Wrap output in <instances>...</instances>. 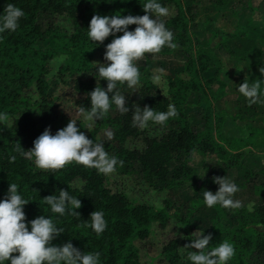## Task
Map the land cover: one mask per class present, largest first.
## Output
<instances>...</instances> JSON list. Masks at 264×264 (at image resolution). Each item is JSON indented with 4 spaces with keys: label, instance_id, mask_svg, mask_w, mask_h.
<instances>
[{
    "label": "trees",
    "instance_id": "trees-1",
    "mask_svg": "<svg viewBox=\"0 0 264 264\" xmlns=\"http://www.w3.org/2000/svg\"><path fill=\"white\" fill-rule=\"evenodd\" d=\"M147 2L0 0V15H3L7 3L14 4L25 13L15 32L0 33V113H7L13 118L12 124L0 121V201L7 195L10 183H16L18 193L29 201L24 206L29 231L33 219L46 215L53 219L58 228L64 229V233L52 242L53 245L71 241L82 253L98 251L101 253L100 264H141L134 241L148 240L155 223L166 226L170 219L167 214L170 205L166 204V210H158L148 202L131 201L121 193L112 192L104 176L96 169L74 162L55 172L39 169L34 158L26 159L14 149L17 141L24 150L32 149L34 141L45 129L51 128L53 122L60 119L53 111L49 93L48 75L52 72L54 60L64 57L57 73L58 81L81 96L78 107L91 108L87 94L95 89L97 80H100L93 60L106 51L107 44L116 38L109 36L103 44L91 41L88 28L93 15L143 16L146 13L142 5ZM157 2L165 7L173 6L176 11L174 17L164 21L166 28L174 34L173 42L188 53L184 69L188 79L167 76L168 101L157 97L156 84L143 81L139 99L135 102L132 95L127 96V106L133 111V106L139 104L141 108L147 105L166 112L168 105L172 104L179 115L170 118L164 126L149 122L147 128L140 129L132 126V111L121 114L113 104L105 118L95 122V125L114 131V140L119 147L108 145L107 152L124 162L122 167L119 164L116 167L119 175L129 176L133 172H140L150 187L172 189L180 187L192 174L189 163L197 153L205 157L215 156L222 176L241 166L249 154H264V118L263 127H248L244 137L227 136L224 128L229 115L215 105L227 96L228 85L222 78L225 58L239 63L248 62L257 41L264 46V26L259 27L252 21L246 25L237 24L232 32L220 31L221 41L212 45L210 41L193 37L197 22L192 7L186 6L183 0ZM230 3L231 0H216L214 7L220 14L228 11ZM58 16L67 18L68 28L57 23ZM135 28L136 25L129 26L130 31ZM174 51L167 47L168 53ZM100 86L106 90L107 81H100ZM121 86L118 82L117 90ZM35 87L39 95L37 110L22 109L24 99ZM193 95L199 98L192 103ZM261 95L264 98V85ZM109 96L111 99L112 94ZM113 109L114 114L111 113ZM192 114L202 124L201 129H195ZM150 126L158 127L163 134L160 137L148 135ZM95 136L96 131L92 133V139ZM128 139H140L143 145L141 148H126L124 143ZM12 155L16 156L14 163L10 162ZM261 172L264 175V169ZM246 177L252 180L255 176L248 169ZM78 179L84 183L81 188L74 185ZM206 184L213 193L219 189L213 179ZM60 189L69 191L81 200L82 207L76 210L80 217L52 213L50 206L43 201L49 195H58ZM254 190L260 201L254 210L247 205L239 209H225L219 204L213 206L215 217L210 248L225 240L230 242L235 250L229 260L231 264H264V231L258 229L264 227V180L255 183ZM96 210L103 211L107 221V228L102 234L95 233L85 223H91V214ZM176 215L178 217L179 213ZM180 219L186 222L189 218ZM179 245V241L173 240L170 247L164 249L168 264L180 263Z\"/></svg>",
    "mask_w": 264,
    "mask_h": 264
},
{
    "label": "clouds",
    "instance_id": "clouds-1",
    "mask_svg": "<svg viewBox=\"0 0 264 264\" xmlns=\"http://www.w3.org/2000/svg\"><path fill=\"white\" fill-rule=\"evenodd\" d=\"M142 7L146 13L143 16L94 14L90 21L88 37L94 43L103 44L109 36L116 38L106 46L104 60L108 63H92L96 66L95 69H98L100 80H97L95 89L87 94L91 100V108L78 107V115L89 122V129L95 122L105 118L113 104L121 114L132 111V126L140 129L147 128L149 122L164 126L170 118L179 115L172 104L168 105L166 112L157 111L147 105L141 108L139 104L133 106V111L127 106L126 96L117 90L118 82L127 83L129 88L139 86L140 70L136 62L143 60L146 54L160 53L165 46L173 50L178 47L173 42V32L166 28L162 19L170 15L169 8L162 6L157 0H148ZM153 14L155 19L152 18ZM24 15L21 8L7 3L3 15H0V33L15 32ZM131 25H136L134 31L129 30ZM117 33L123 34L117 36ZM164 71L163 68L156 69L152 77L153 83L161 82ZM259 71L264 75V67ZM102 80L107 81L106 90L100 86ZM262 85L264 81H250V77L246 76L238 86V91L247 98L251 106L261 102ZM109 94H112L111 99ZM8 120L7 113H0V121ZM105 135L108 140L114 138L111 130H106ZM14 151L26 159L34 158V163L39 169L53 172L74 162L94 168L100 174L109 175L115 172L118 164L122 167L124 163L109 155L104 142L89 139L77 127V121L73 118L55 135L52 134L51 128L45 129L30 150H24L17 141ZM15 160V155L10 156V162L14 163ZM213 182L219 185L217 192L203 191L204 203L209 208L217 204L225 209L242 207L241 201L234 199L239 188L228 176H215ZM18 187L16 183H10L7 195L0 201V264H5L6 261L8 264H100L101 253L98 251L82 253L71 241L63 245H53L52 242L64 233V229L58 228L53 219L46 215L33 219L29 231L24 211V206L29 204V201L18 193ZM43 201L50 206L52 213L80 217L76 210L82 207L81 200L67 190L60 189L58 195H49ZM90 222H85L86 226L91 227L97 234H102L107 228L103 211H94ZM189 239L191 243L181 250H190L187 251V259L191 264H227L235 254L234 246L227 240L210 248L213 239L211 234L204 235V232L197 230ZM16 253L18 255H14Z\"/></svg>",
    "mask_w": 264,
    "mask_h": 264
},
{
    "label": "rangeland",
    "instance_id": "rangeland-1",
    "mask_svg": "<svg viewBox=\"0 0 264 264\" xmlns=\"http://www.w3.org/2000/svg\"><path fill=\"white\" fill-rule=\"evenodd\" d=\"M215 1L216 0H183L186 6L192 7V13L197 22V25L194 27L193 37L210 41L212 45H215V42L221 37L218 29L219 21L216 22L207 19L211 17L210 15L214 14L212 10L214 9ZM247 1L249 0H235V3H232L231 0V9L239 13L241 11H249L250 9ZM258 3L263 5L264 0H258ZM167 8L170 10V15L162 19H168L176 15L173 6H168ZM152 18L155 19V14L152 15ZM57 23L61 26L69 27L67 18L64 16H58ZM207 31L210 32L206 33ZM105 52L106 51H103L97 55L93 62L108 63L104 60ZM61 58L63 59L61 60ZM187 58L188 53L184 48L177 47L173 53H168L167 46H165L160 53L150 54L149 57H145L143 60L136 62L140 70V84L138 87L129 88L127 83H123L122 86L118 88V91L126 97L132 95L133 100L136 102L139 99L141 82L149 80V82L153 83L152 77L156 69L163 68L165 71L162 74V80L159 84H156L158 87L156 95L158 98L168 101V83L166 78L167 76H180L188 79L187 75L184 73L186 67L185 61ZM227 59L228 58H225V61ZM63 61L64 57L54 60L51 64L52 72L48 75L52 108L60 118L51 125L52 134L55 135L58 130L66 127L71 118H73L77 121V127L80 128L89 139H92V133L96 131L95 139L92 140L104 142L106 151L108 145L118 148V142H116L114 138L108 140L105 135L106 130H111L114 133L112 129L108 127L97 128L95 123L89 129V122L86 121L83 116L78 115L77 102L81 99V96L75 93L70 86L60 83L57 79L58 69ZM156 74L161 75L159 73ZM85 77L88 78L91 76L85 75ZM227 82H229V80ZM241 83V80L237 82H235V79L231 80V85H229L227 90V96L215 103L217 109L225 111L229 115L224 128L225 134L235 138L246 136L247 129L250 126L263 127L264 118V99L257 104L249 106L247 98L238 91V86ZM38 97L39 95L35 87L29 92L28 97L24 99L21 108H32L36 111V104L39 100ZM198 98V95H193L191 102L193 103ZM114 112V109L111 110V113L114 114ZM191 121L195 125V129L199 130L202 128V124L193 114ZM8 123L12 124L13 118L9 117ZM147 134L153 137H160L163 131L158 127L150 126ZM142 145L143 143L140 139H128L124 143V147L130 149L141 148ZM175 165L178 166L177 164ZM189 165L193 169L192 174L180 187L172 189L150 187L147 185L140 172H133L129 176H121L116 170L109 175L101 174L106 179L107 187L112 192L121 193L131 201L133 200L138 203L148 202L158 210H166V204L168 203L170 205L167 213L170 219L166 226L155 223L152 227V234L148 240L134 241V246L139 252L141 264H168L164 256V249L170 247L169 245L173 240H177L180 243L178 250L181 261L179 264H190L186 256L187 250H181V248L191 243V239L189 238L197 230L204 232V235H212L211 227L213 218L215 217V210L213 207L209 208L204 203L203 198V191L210 190L209 186L206 184L209 179H213L215 176H228L239 188L234 199L240 200L242 205H247L250 210H254L260 203L258 196L255 194L254 184L264 180V175H262L261 172L262 169H264V154L258 152L249 154L241 166L233 168L226 176L221 175L215 156L205 157L197 153L190 161ZM248 169L253 176H255L252 180L246 177V170ZM83 184V181L80 179L74 183V185L79 188H81ZM179 210L180 212H178ZM176 213H179L178 217ZM181 217L189 219L185 222L183 220L181 221ZM258 229L264 231V227ZM254 261L256 262V260ZM227 264H231L230 261H228Z\"/></svg>",
    "mask_w": 264,
    "mask_h": 264
},
{
    "label": "crops",
    "instance_id": "crops-1",
    "mask_svg": "<svg viewBox=\"0 0 264 264\" xmlns=\"http://www.w3.org/2000/svg\"><path fill=\"white\" fill-rule=\"evenodd\" d=\"M247 2H248V7L251 11L246 10L245 12L241 11L239 13L238 11L232 10L231 9L232 7L230 6L229 8L230 11L228 10L226 12L219 14L214 7V9L212 10L214 14L210 15L211 17H208L207 19H211L216 22L219 21L218 22L219 31H226V32H232L237 26V24L246 25L250 21H252L255 25L259 27L264 26V4L261 5L260 3H258V0H249ZM232 3H235V0H232ZM251 3L253 4V7ZM209 32L210 31H207L206 33ZM221 39L222 38L219 37L218 41L215 42L216 43L215 45H217L221 41ZM257 40L258 37H256V41ZM260 51L262 53L259 56ZM263 60H264V46L259 44L257 41V45L251 52L248 62L239 63L231 58H228L225 61V69L222 78L226 82L228 87L229 85H231L230 84L231 80L235 79V82H237L238 80H241L243 82L246 76L250 77V81H255L256 79H260V80L264 79V75H261L259 71L261 67H264ZM228 80L229 82H227Z\"/></svg>",
    "mask_w": 264,
    "mask_h": 264
}]
</instances>
